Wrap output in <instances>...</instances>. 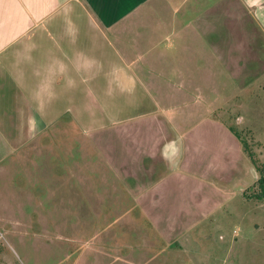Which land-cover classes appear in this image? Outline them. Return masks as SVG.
Here are the masks:
<instances>
[{"label": "rangeland", "instance_id": "obj_1", "mask_svg": "<svg viewBox=\"0 0 264 264\" xmlns=\"http://www.w3.org/2000/svg\"><path fill=\"white\" fill-rule=\"evenodd\" d=\"M200 3L199 12L208 4ZM231 5L240 16L219 10L205 29L228 39L229 79H198L207 95L199 91L180 111L161 96L178 80L138 79L129 92L145 101L128 104L124 95L117 106L103 96L98 111L83 109L94 100L85 94L33 96L40 81L33 72L20 78L19 44L4 51L0 264H264V199L253 196L264 178V31ZM178 16H162L157 39L165 31L185 39ZM145 90L159 103L154 111ZM30 104L44 109L30 112Z\"/></svg>", "mask_w": 264, "mask_h": 264}, {"label": "crops", "instance_id": "obj_2", "mask_svg": "<svg viewBox=\"0 0 264 264\" xmlns=\"http://www.w3.org/2000/svg\"><path fill=\"white\" fill-rule=\"evenodd\" d=\"M200 1L203 4L205 0ZM232 1L240 11L246 10L264 31V0ZM232 1L206 0L208 4L199 12V0H0V56L11 44H19L12 55L14 64L21 67L20 78L26 79L33 72L30 78L40 81L38 88L34 85L33 96L44 94L51 100L63 97L65 101L71 95L85 94L94 97L91 103L83 104V109L90 111L101 110L105 105L103 96L117 106L124 95L128 104L142 103L145 94L142 99L140 96L132 99L133 93L129 92L132 89L137 93L134 81L138 79L178 80L175 92L171 89L172 92L164 91L161 96H172L179 103L175 107L179 109L175 110L180 111L199 96V91L204 92L196 86L198 79L206 81L205 84L219 79L220 74L223 81L229 79L230 56L224 46L229 44L228 39H215V34L208 32L207 36L205 29L211 31L210 19L219 10L227 19L231 15L240 16L238 10L230 11ZM191 12L196 16L189 20L187 17H193L189 16ZM165 15L181 17L180 32L189 29L185 39L173 41L169 34H164L167 31L157 39L156 34L166 29L162 18ZM174 28L171 30L177 34L178 27ZM214 29L212 32L222 31ZM132 33L146 39L133 38ZM97 37L101 41H96ZM88 43L101 50L91 55L86 50ZM23 64H29L25 72ZM159 64L175 66L164 69ZM4 67L0 61V68ZM167 72L173 75L167 77ZM0 74L4 78L2 71ZM102 79L109 81L110 88L106 91L100 90ZM17 86L27 95L21 84ZM145 93L148 94L146 90ZM155 94L160 97L158 89ZM185 96L189 100H182ZM148 98L154 111L159 103H154L151 96ZM29 106L33 113L44 109L41 105ZM29 123L33 125L32 120Z\"/></svg>", "mask_w": 264, "mask_h": 264}, {"label": "trees", "instance_id": "obj_3", "mask_svg": "<svg viewBox=\"0 0 264 264\" xmlns=\"http://www.w3.org/2000/svg\"><path fill=\"white\" fill-rule=\"evenodd\" d=\"M260 190L253 196L257 199H264V178L260 179Z\"/></svg>", "mask_w": 264, "mask_h": 264}]
</instances>
